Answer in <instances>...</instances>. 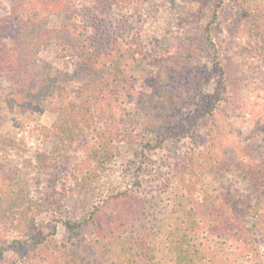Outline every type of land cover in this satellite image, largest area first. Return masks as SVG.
<instances>
[{"label":"trees","instance_id":"obj_1","mask_svg":"<svg viewBox=\"0 0 264 264\" xmlns=\"http://www.w3.org/2000/svg\"><path fill=\"white\" fill-rule=\"evenodd\" d=\"M148 1L14 0L0 17V120L21 125L22 109L56 114L41 128L56 141L37 159L42 176L71 164L58 180L71 190L111 168L123 173L122 146L136 165L132 183L102 191L85 214L54 219L19 167L0 163V264H264V0H230L227 18L229 0H218L206 33L216 95L199 120L175 128L182 104L203 98L196 58L191 73L179 60L186 45L158 51L136 25L103 50L83 17L88 6L133 13ZM219 22L220 40L212 28ZM229 33L248 54L227 68ZM45 46L59 48L74 70L40 61ZM154 62V92L138 90L134 67ZM53 197L50 211L64 205ZM38 221L51 232L39 236ZM59 224L68 231L63 242Z\"/></svg>","mask_w":264,"mask_h":264},{"label":"rangeland","instance_id":"obj_2","mask_svg":"<svg viewBox=\"0 0 264 264\" xmlns=\"http://www.w3.org/2000/svg\"><path fill=\"white\" fill-rule=\"evenodd\" d=\"M14 0H2L3 8L0 11V17L9 13ZM218 0H149L143 4V8L136 12L128 11L125 7L112 8L108 10L97 9L88 6L83 13L84 21L87 26L91 41L103 50H109L115 40L121 36L123 31L139 25L142 29L144 43L153 45L158 51H167L172 44L183 43L186 45V51L179 55V60L183 63L186 72H192L194 66L191 59L196 58V72L204 76V84L201 87L203 96L196 104L184 102L181 108L173 114L175 127L189 126L196 120H199L208 109L211 101L216 95V71L213 68L211 58L208 54V43L206 33L209 25L215 23V12ZM233 7L235 3L230 0L224 10L225 18L234 14ZM220 22L216 23L213 28L215 38L220 40L223 31L220 28ZM52 27L60 26V19L53 17L51 20ZM185 28V30H184ZM189 34V37L187 36ZM228 40V47L223 53V62L225 67H232L233 62L239 63L246 57L248 52L244 45L237 43V38L233 40L231 33L224 35ZM221 40H223L221 38ZM197 53L199 56H195ZM39 59L54 66L57 70L70 73L75 68V63L71 58L63 57L61 50L54 46H45L39 53ZM159 64L140 63L134 69L135 85L138 90L152 93L153 79ZM127 107L131 112H136L137 108L134 103L129 102ZM21 125H15L11 122H2L0 120V163L11 168L17 165L21 170L22 176L30 181L33 193L45 200L49 217L56 219L60 217H74L85 214L95 204H98L102 191L119 186L130 184L135 165V158L124 146L120 149L119 163L123 166V173L118 169L112 168L104 172L102 180L91 181L89 185L68 189L61 178H66L70 171L71 164H66L63 168L65 171L53 172L50 176L39 169L37 159L40 156H50L56 141L46 137L41 128H50L56 114L53 112L38 113L30 109L16 110ZM140 120L145 123L144 119ZM24 123V126L22 125ZM151 165L147 166V170ZM58 173V174H57ZM149 184V183H148ZM42 187L43 190H42ZM107 191V192H106ZM42 196H39L40 193ZM54 195H58L57 201L63 202L64 205L56 206L55 210L48 209L51 200H55ZM51 200H47V198ZM39 236L47 235L51 232V227L43 221L36 222ZM53 225V223H52ZM57 236L60 242L68 237V231L62 224L57 227ZM14 257V255H11Z\"/></svg>","mask_w":264,"mask_h":264}]
</instances>
